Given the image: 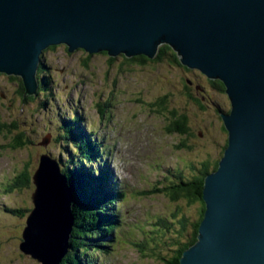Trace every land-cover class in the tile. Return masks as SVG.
<instances>
[{
  "label": "water",
  "instance_id": "water-1",
  "mask_svg": "<svg viewBox=\"0 0 264 264\" xmlns=\"http://www.w3.org/2000/svg\"><path fill=\"white\" fill-rule=\"evenodd\" d=\"M163 45L221 81L231 104L221 113L227 147L205 178L204 218L180 264H264V0H0V75L20 78L25 98L37 97L51 47L155 60ZM32 180L20 251L61 264L75 222L67 178L45 155Z\"/></svg>",
  "mask_w": 264,
  "mask_h": 264
},
{
  "label": "rangeland",
  "instance_id": "rangeland-1",
  "mask_svg": "<svg viewBox=\"0 0 264 264\" xmlns=\"http://www.w3.org/2000/svg\"><path fill=\"white\" fill-rule=\"evenodd\" d=\"M43 59L40 76L50 92H41L25 103L18 95V81L0 76V124H17L18 133L30 141L28 146L12 149L17 133L0 134V264H40L19 248L35 186L31 183L8 192L6 185L24 169L32 182L41 156L66 163L73 154L70 142L75 140L69 134L67 140L61 139V135L68 128L66 122L77 118L78 129L102 144L101 156L90 167L106 163L111 180L119 182L116 191L125 192V198L110 207L120 216L116 242L109 254H95V263L166 264L163 258L173 256L175 241L180 239L182 218L190 230L199 205L185 199L173 201L168 191L161 190L176 180L177 171L189 178L201 164L221 159L228 134L219 111H230L227 95L198 71L187 72L169 58L126 64L119 57L112 63L105 54L89 55L83 50L71 54L66 46H59L46 51ZM187 80L190 93L202 100L203 109L189 97ZM161 100L165 109L157 107ZM104 103L109 105L103 118L100 106ZM110 110L113 116L107 118ZM172 112L188 120L191 135L168 132ZM74 144L80 145L79 141ZM158 220L167 221L169 228ZM155 228L161 237L152 241L157 236Z\"/></svg>",
  "mask_w": 264,
  "mask_h": 264
},
{
  "label": "trees",
  "instance_id": "trees-1",
  "mask_svg": "<svg viewBox=\"0 0 264 264\" xmlns=\"http://www.w3.org/2000/svg\"><path fill=\"white\" fill-rule=\"evenodd\" d=\"M57 47L59 46L51 47L47 51L55 50ZM44 53H46V51ZM103 54L107 55L106 53ZM119 57H122L126 64L133 62H138L139 64H145L148 62L159 63L163 59L169 58L172 63L178 65L183 70L187 72L195 71L184 66L179 60L177 54L168 45H163L160 47L159 53L155 60H149L145 56H137L130 59L126 58L125 55H121ZM118 58H110V60L112 63H114ZM44 63L45 62L43 59L38 72L40 90L38 91V95L41 92H50L48 87L45 86L47 81H45V79L42 80V77L40 76L42 69L45 66ZM11 79L18 81V95L21 96L24 103L35 98L34 96L28 98L24 97L25 87L20 78L11 77ZM188 81L189 80L186 82V88L189 92V97L192 98L195 103L203 109L204 107L202 100L194 97L190 93L192 87L190 84H188ZM210 83L215 89L225 93V86L221 81L215 80L210 81ZM164 102V100L159 101L157 103V107L159 109H165ZM106 105H109V103H104L100 106V113L102 114L103 118L106 117V114H104L108 108ZM110 111L111 112L109 115H107V118L113 116L112 110ZM223 113H229V111ZM171 114L172 122L168 127V132L181 136L191 135V130L188 126V120L183 116H178L176 112H172ZM219 116L222 123V128L225 132L223 120L221 115ZM79 123L80 120H78V118L74 122H66V125H68V128H66L67 135L65 132V134L61 135V139L67 140L69 134L72 136L73 140H75L74 143L79 141L80 144L75 145L73 142H70V145H73V154H70L71 156L69 160L64 163L65 165H61L59 161L62 172L67 178L68 185L72 193V213L75 219L71 237L72 239H70L69 242L70 247L61 264H96L94 256L95 254H109L108 251L110 247H112L113 241L116 242L115 233L121 227L119 223L120 216L116 215V211L110 210V207L114 204H117L118 201L121 202V200L125 198V192L116 191L115 181L111 180L112 171L106 165V163L105 166L107 168V174L103 170L104 164L99 168L90 167L92 164L95 166V159L101 156V151H103V149L100 145L102 144H98L97 142L94 143L91 135H86L83 130H79L77 126ZM69 125L72 127L70 128ZM8 133H17L12 139V149L24 145L28 146L30 144L28 139L24 140V134L18 133L17 124H0V134L6 136L9 135ZM226 147L227 143L223 149V153ZM219 161L220 160L212 162V164L210 162L201 164L196 173L189 178H184L182 176L183 172L179 170L177 171L178 177L176 180H170V185L165 186L164 189L162 188L161 191H168L167 194L173 201L185 199L189 204L199 205L197 220L196 222L190 224V230L187 229V220L182 218L178 232L180 239L175 241L176 250L173 253V256L169 260L163 258V260L166 261V264H180V259L184 252L196 243L200 223L204 218V213L206 210V205L203 200L205 178L218 169ZM61 163H63L62 160ZM31 183H33V180L31 182V177L28 170L24 169L23 171L18 172L15 177L6 185V190L8 192H14L16 189L22 190L29 187ZM21 212H24V210H21ZM11 213L20 215L18 210H12ZM158 224H164L166 225L167 229L169 228L167 221L164 222L163 220H158ZM153 233H155L157 236L153 238L152 241L161 237L160 233H158V228H155ZM108 237L113 238V240H106Z\"/></svg>",
  "mask_w": 264,
  "mask_h": 264
},
{
  "label": "bare ground",
  "instance_id": "bare-ground-1",
  "mask_svg": "<svg viewBox=\"0 0 264 264\" xmlns=\"http://www.w3.org/2000/svg\"><path fill=\"white\" fill-rule=\"evenodd\" d=\"M39 91H40V90H39ZM62 164H63V163H62ZM63 184H64L63 182H59V183H58V186H59V185H62V186H63ZM68 186H69V185H68ZM68 186H67V187H68ZM69 188H70V187H69ZM56 189H57V188H56ZM61 211H62V214L64 215L65 207H62V208H61ZM71 239H72V238H71Z\"/></svg>",
  "mask_w": 264,
  "mask_h": 264
},
{
  "label": "flooded vegetation",
  "instance_id": "flooded-vegetation-1",
  "mask_svg": "<svg viewBox=\"0 0 264 264\" xmlns=\"http://www.w3.org/2000/svg\"><path fill=\"white\" fill-rule=\"evenodd\" d=\"M220 113H223L222 111L219 112V115H221Z\"/></svg>",
  "mask_w": 264,
  "mask_h": 264
},
{
  "label": "clouds",
  "instance_id": "clouds-1",
  "mask_svg": "<svg viewBox=\"0 0 264 264\" xmlns=\"http://www.w3.org/2000/svg\"><path fill=\"white\" fill-rule=\"evenodd\" d=\"M106 173V171H104ZM107 174V173H106Z\"/></svg>",
  "mask_w": 264,
  "mask_h": 264
}]
</instances>
